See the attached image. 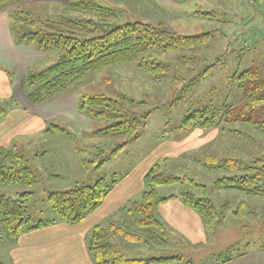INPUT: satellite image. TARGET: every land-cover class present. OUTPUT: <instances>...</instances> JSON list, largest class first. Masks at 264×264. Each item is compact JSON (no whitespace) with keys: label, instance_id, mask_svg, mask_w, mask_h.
Masks as SVG:
<instances>
[{"label":"rangeland","instance_id":"rangeland-1","mask_svg":"<svg viewBox=\"0 0 264 264\" xmlns=\"http://www.w3.org/2000/svg\"><path fill=\"white\" fill-rule=\"evenodd\" d=\"M69 1L78 0H29L11 4L3 10L16 6L35 18L45 19L55 13L54 6ZM94 1L120 10L123 13L120 23L142 21L161 24L182 35L211 32L212 37L208 44L195 49H152L149 53L167 64L163 75L156 80L137 67V58L131 63L89 72L80 84L71 87L77 100L85 93L105 94L115 99L126 96L135 102L130 105L134 113L149 112L140 137L127 141L124 135H97L96 130L110 125L113 120L91 118L82 124H68L66 120L55 122L67 130L66 134L50 131L51 134L35 137L14 136L11 146L29 156L31 164L39 170V181L30 186L0 184V195L18 198L30 192L25 204L33 222L48 220L55 217L47 201L49 191H66L75 184L92 185L99 177L110 180L112 174L117 177L129 172L145 174L152 165L159 163L164 170L207 187H194L186 181L162 185L156 188L160 196L179 198L189 191L196 197L210 198L216 210L224 213V223L215 230L205 229L207 238L199 248H192L169 230L171 234H167L165 245L131 243L120 238L119 248L128 258L180 255L181 259L167 264H189V260L195 264L207 255L234 256L238 252L263 250L260 247L264 246V197L215 185L217 178L239 173L207 170L202 160L206 155H214L219 161L264 156V136L255 125L242 121L220 122L217 127L203 130L204 133L197 128L189 131L190 135L179 126L184 117L205 106L217 111L218 118L222 105H238L241 90L232 79L234 74L258 67L264 77V0H191L184 4L173 0ZM195 11L210 15L201 16ZM15 21L14 14L10 13L13 32ZM53 63L51 58L41 60L31 69L41 71ZM207 67H210L209 74L203 77ZM193 79L198 80L195 83ZM6 113L8 116L9 112ZM125 141L126 146L105 161L101 169H84L79 165L77 149L101 146L108 152ZM42 152L44 155L35 156ZM240 202H244L246 210H255L260 216L240 219L233 215ZM110 217L112 222L122 224L128 231L142 233L133 223L134 213L116 212Z\"/></svg>","mask_w":264,"mask_h":264},{"label":"trees","instance_id":"trees-1","mask_svg":"<svg viewBox=\"0 0 264 264\" xmlns=\"http://www.w3.org/2000/svg\"><path fill=\"white\" fill-rule=\"evenodd\" d=\"M25 1L29 0H0V11L11 4ZM173 1L184 4L191 0ZM15 7H10L8 12L13 41L16 44L30 45L43 53L46 59L54 60V63L44 70L37 72L29 70L25 75L22 88L27 99L33 104H39L60 92L73 93L71 87L80 84L89 72L131 63L136 61L135 58L138 60L137 67L156 80L163 75L167 64L156 60L149 53L152 49L155 48L157 51L195 49L208 44L212 37L211 32L182 35L161 24L154 25L142 21L120 23L123 14L120 10L104 6L94 0L61 3L54 6L55 13L45 19L35 18L30 12ZM10 13H13L16 19L14 32L10 25ZM194 13L201 16L210 15L209 12ZM210 67L205 69L203 77L209 74ZM232 79L241 90L238 105H222L218 118L217 111L208 106L194 110L184 117L179 128L186 132L195 128L207 130L217 127L220 122L242 121L255 125L264 136V77L261 76L260 69L251 67L234 74ZM197 80L191 81L196 83ZM8 104L0 102V116L7 112ZM134 104L135 102L126 96L115 99L105 94L90 93L83 94L76 101L77 111L85 117L113 120L110 125L96 130L95 134L124 135L127 141L140 137L149 115V112L134 113L130 109V105ZM50 127L66 133L64 128L56 124H50ZM127 141L108 152L101 146H95L93 149L79 148L76 152L79 165L84 169L99 170L105 161L126 146ZM13 148L15 147H0V184L30 186L37 183L39 170L31 164L27 155ZM202 165L207 170L223 169L239 173L219 177L214 181L215 185L264 197V156L248 160L225 158L219 161L214 155H206ZM122 176L112 174L110 180L99 177L92 185L75 184L66 191H49L47 201L55 217L36 222H33L25 204L30 192H24L18 198L1 194L0 226L3 227L6 238L14 241L25 232L56 221L69 224L81 222L100 206ZM183 181L194 187L207 188L191 178L179 177L164 170L159 163L152 165L143 175L144 188L139 199L131 202L127 209L135 214L133 223L142 230V233L130 232L120 223L95 225L86 241L93 264H167L171 260L181 259L180 255L128 258L119 248V239L131 243L167 244V234L170 232L156 217L155 210L161 202L174 195L162 197L156 188ZM178 197L187 208L198 213L205 229L215 230L224 223V213L216 210L210 198L196 197L189 191ZM233 215L240 219L260 216L255 210H246L244 202L238 204ZM262 224L264 226V223ZM244 254L238 252L233 256L218 253L209 257L217 264H223ZM188 263L193 264V261L189 260ZM0 264L4 263L0 260Z\"/></svg>","mask_w":264,"mask_h":264},{"label":"crops","instance_id":"crops-1","mask_svg":"<svg viewBox=\"0 0 264 264\" xmlns=\"http://www.w3.org/2000/svg\"><path fill=\"white\" fill-rule=\"evenodd\" d=\"M8 12L9 8L0 11V102L9 103L8 116L5 113L1 115L4 118H0V147L4 148L13 147L11 142L14 136L35 137L51 134L50 131L66 134L68 133L66 129L65 133L51 128L50 124L61 120L68 121V124H82L88 118L77 111V97L74 92L57 93L39 104H33L27 99L22 88L25 75L27 71H32L31 67L35 63L46 58L32 46L16 44L13 41ZM196 129H193V132ZM15 143L20 144L16 141ZM39 155H44V152L35 156ZM143 175L144 173H125L100 206L81 222L69 224L56 221L25 232L14 241L6 238L1 226V262L4 264H93L86 245L92 228L95 225L105 226L112 222L109 218L116 212L132 213L127 210V206L130 200L140 196L143 191ZM155 215L167 231L186 240L192 248H199L205 244L207 232L200 216L194 210L187 208L181 199L171 197L161 202L155 210ZM209 256L201 258L202 260L195 264H217ZM223 264H264V249L248 252Z\"/></svg>","mask_w":264,"mask_h":264}]
</instances>
